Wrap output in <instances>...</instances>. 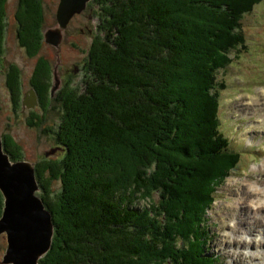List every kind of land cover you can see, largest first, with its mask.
<instances>
[{"label":"trees","instance_id":"1","mask_svg":"<svg viewBox=\"0 0 264 264\" xmlns=\"http://www.w3.org/2000/svg\"><path fill=\"white\" fill-rule=\"evenodd\" d=\"M262 1L92 2L104 26L89 51L83 91L67 84L53 99L64 111L54 133L64 156L36 167L55 225L40 264H222L208 254L206 210L215 201L213 182L226 178L239 156L217 133L225 87L217 74L244 47L242 19ZM7 3L0 0V55ZM206 5L236 15L216 18ZM16 19L19 46L39 58L30 84L46 107L53 67L37 56L45 45L41 0H20ZM21 74L11 65L7 75L16 109ZM18 148L4 142L14 161ZM53 181L62 184L57 193ZM142 193L150 201L160 196L159 205L137 207ZM3 206L0 193V218Z\"/></svg>","mask_w":264,"mask_h":264},{"label":"rangeland","instance_id":"2","mask_svg":"<svg viewBox=\"0 0 264 264\" xmlns=\"http://www.w3.org/2000/svg\"><path fill=\"white\" fill-rule=\"evenodd\" d=\"M41 2L44 12L43 31L45 33L50 28L54 29L58 27L57 9L60 0H41ZM231 3L234 5L233 2ZM19 5L20 0H8L7 17L5 21L6 25H8V31L6 34L5 30V35L6 41H8L9 44L8 46L6 45L4 56L1 58L3 67H0V70L5 69V66L17 65L22 72L23 90L22 96L20 97V105L16 109L12 99L13 95H11L9 89L5 87L4 78L2 77L0 79V138L3 141V146L6 140H11L16 147H19L18 150L21 153L19 157L21 158L17 161L13 160L14 162L28 161L35 164L36 167H39L46 161L61 160L64 156V152L61 151H58L50 157L46 156V153L51 152L52 149L58 146L54 133L59 130V122L60 120L62 121L64 111L61 105L52 99V90H50L49 98H47L46 102L48 105L46 107L38 105L32 110L23 109L22 107L25 94H28L33 89L30 80L39 58L29 57L26 51L18 45V42L14 38L16 36V31L20 28L19 21L16 19ZM87 6L88 8H86L82 14L76 16L70 23L63 34V41L59 48L44 43V48L40 51V54L37 55L47 58L52 63L53 69L51 72L52 80L50 85L55 87L56 77L61 83V86L54 96H57L64 88L63 86L67 84L70 85L69 88L72 90L83 91L84 81L88 73L86 63L89 61V51L94 41L102 37L104 26L100 6L92 2ZM206 8L209 15L216 18L222 17L221 13L223 14L224 11H226V9H224L226 7L216 8V6L211 7L206 5ZM224 15H226L224 17H235L236 14L230 15V13H224ZM242 30L243 35H245L247 49H242L240 46L233 50L230 54V58L233 60L232 64L217 74L218 83L225 85V88L221 89L220 95L222 103L220 110L221 132L224 134V137H227L229 140L231 139L232 151L234 150L240 153L242 148L247 149L243 147V145L246 144L244 139L247 136L251 137L252 131L254 144L257 146L254 147V152L250 154L248 152L241 153V162L237 168L230 171V173L232 172L231 178L225 179V175L217 179L215 185L213 182L214 190H217L214 194L217 200L212 206V210L209 212V223H207L208 227H206L210 229L211 232V253L218 255L221 260L224 258L228 264H234V262H232V259V261L230 260L224 251V237L230 235V242L228 244L229 250L241 252L242 249H239L238 245L233 243V238L238 236L240 239L246 241V243L249 241L254 242L255 237H257V230L250 232V225H252V223H249L238 235L232 233V231H234L232 225L235 224L237 216L235 215L236 217L234 218L233 212L230 217L226 214L225 208H229V206L238 207V197L242 193V189H240V192L237 191L234 193L238 190L237 185H245V181L248 180V182L253 181L248 184H253L257 188V193H262L261 189L264 188V184L257 181L264 180V152H259L260 159L256 154V150L260 149L262 146L261 144L264 145V125H262L264 122H261V126H259L256 116L262 118L261 115H263L264 112H262L263 110L258 111L256 107H254L255 110L253 108H247L248 105L246 104V101H249L251 98L248 97V93H250L249 89L254 90L260 88L259 86L264 84V75L262 72L264 71V59L261 57L263 56L264 58V1L255 8L252 14L246 15L242 19ZM195 83L193 82L192 86ZM263 90L264 88L261 89V94H264ZM35 118H38V120H35ZM36 122L39 126L30 125ZM195 123H197V121H195ZM247 128L250 129V132H244ZM5 137H8V139H5ZM247 155L250 156L251 160L248 157L245 159ZM229 169L230 166L222 167L224 172H228ZM151 170H154V166L151 167ZM47 173L48 171L44 173V176L45 180L49 181L50 178L46 176L48 175ZM215 175L218 174L216 173ZM199 182H201V180L197 183ZM61 186L62 184L60 181H53L51 187L52 190L57 193L61 190ZM254 186L252 187L254 188ZM262 194L255 202L264 204V195ZM1 195L4 202L5 198L2 193ZM38 196H42L41 191L38 192ZM138 197L141 199L138 201L137 207L142 209L145 205L150 204V200L145 197V193L138 195ZM159 197L155 195L153 198V202L157 206L159 205ZM222 222L228 225L226 229H223ZM6 241V237H0V262L3 260L7 248ZM253 246L256 247L252 248ZM260 246L261 245L255 243L250 246L246 245L244 248L246 253L254 256L255 254L252 253V251L264 250V244L261 248ZM49 252L39 260V264L47 257ZM256 257L257 258L254 260L251 259L252 264H257L255 263L257 261L262 262L259 264H264V256Z\"/></svg>","mask_w":264,"mask_h":264},{"label":"water","instance_id":"3","mask_svg":"<svg viewBox=\"0 0 264 264\" xmlns=\"http://www.w3.org/2000/svg\"><path fill=\"white\" fill-rule=\"evenodd\" d=\"M91 0H60L57 9L58 27L44 33L45 42L60 47L63 34L77 15L82 14ZM61 86L56 77L52 97ZM24 109L39 105L37 92L32 89L23 99ZM60 148L46 153L56 154ZM0 191L3 194L4 210L0 218V236L6 234L8 246L2 264H39L53 245L55 225L52 213L38 192L40 187L35 164L28 161H12L0 138Z\"/></svg>","mask_w":264,"mask_h":264},{"label":"bare ground","instance_id":"4","mask_svg":"<svg viewBox=\"0 0 264 264\" xmlns=\"http://www.w3.org/2000/svg\"><path fill=\"white\" fill-rule=\"evenodd\" d=\"M93 1L94 0H91L89 2V4ZM87 8H88V6H87ZM257 95H264V94L259 93ZM251 101H252V104H250L249 106L256 107L258 111L259 110L264 111V103H258L257 99L255 97H252ZM263 122H264V120H263ZM89 177H91V176H89ZM252 186H254V185L253 184H245V185L243 184L242 186L237 185L238 190H236L234 193H236L237 191L240 192V189H242V193L238 197L239 198L238 207H230L229 206V208H225L226 214H228L230 217L232 216L233 212H234L233 213L234 218L237 216L235 219V224L232 225V229H234V231H232V233H234L235 235H238L241 232V230L244 229L249 223H252V225H250V227H251V229L249 230L250 232L257 230L256 231L257 237H255L254 242L249 241L248 243H246V241L240 239L238 236L236 238H233V243H236L238 245V248L242 249L241 252H235V251L229 250L228 244L230 242V235H227L224 237V242H225L224 251L226 252L227 256L233 260L234 264H252L251 259H253V260L256 259L257 258L256 256H264V250L258 251V253L252 252L255 254L253 256V255H250L249 253H246L245 248H244V246H246V245L250 246V245H254L255 243H257L258 245H261L260 246V248H261L264 244V204L259 203V202H255V200L259 196H261L262 193H263L262 195H264V188L261 189L262 193L261 192L257 193V188L255 186L253 188ZM227 226L228 225H226V223L224 222L223 223V229H226ZM256 228H258V229H256ZM259 236H260V238H259ZM254 247H256V246H253L252 248H254ZM255 263L259 264L262 262L257 261Z\"/></svg>","mask_w":264,"mask_h":264},{"label":"flooded vegetation","instance_id":"5","mask_svg":"<svg viewBox=\"0 0 264 264\" xmlns=\"http://www.w3.org/2000/svg\"><path fill=\"white\" fill-rule=\"evenodd\" d=\"M8 29V25H6V34H7V30ZM20 29V28H19ZM19 29L16 31V36L14 37L15 38V40L18 42V35H19ZM19 43V42H18ZM8 41H6L5 40V43H4V46H3V48H4V52H5V49H6V45L8 46ZM19 45V44H18ZM4 52H3V54H1L0 55V67H3V64H2V60H1V58H3V56H4ZM11 66V65H10ZM10 66H5V69H1L0 70V79L3 77L4 78V82H5V87H7L8 89H9V87H8V84H7V75H8V70H9V68H10ZM3 73V74H2ZM21 76H22V74H21ZM22 87H23V79H22ZM22 90H23V88H22ZM9 91H10V89H9ZM10 93H11V91H10ZM12 95V94H11Z\"/></svg>","mask_w":264,"mask_h":264}]
</instances>
